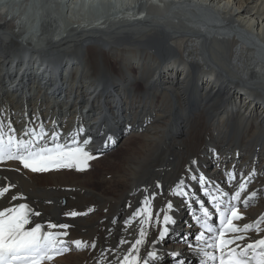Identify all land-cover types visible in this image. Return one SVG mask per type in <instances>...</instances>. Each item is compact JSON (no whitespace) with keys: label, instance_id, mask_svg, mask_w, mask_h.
I'll list each match as a JSON object with an SVG mask.
<instances>
[{"label":"bare ground","instance_id":"1","mask_svg":"<svg viewBox=\"0 0 264 264\" xmlns=\"http://www.w3.org/2000/svg\"><path fill=\"white\" fill-rule=\"evenodd\" d=\"M0 135L33 144L0 164V216L25 201L76 246L39 264H194L175 230L211 188L256 194L233 215L264 234V0H0Z\"/></svg>","mask_w":264,"mask_h":264},{"label":"rangeland","instance_id":"2","mask_svg":"<svg viewBox=\"0 0 264 264\" xmlns=\"http://www.w3.org/2000/svg\"><path fill=\"white\" fill-rule=\"evenodd\" d=\"M122 143L123 142H122V138H121L119 140L118 144L116 143L114 148H111V149L106 150L104 152H100V154H98L97 162H98V166L99 167L97 166L98 167V168L96 167L97 169L94 168L92 170L91 176L93 178L94 177H98V176H100V175H102L104 173V170L106 168V164L109 163L107 161H110V163H111V160L117 159V158H119L122 155V153H117L116 152V151H119L118 149H120V146H121ZM71 154H72L71 152L67 151L66 148H64L62 150V155L59 156L61 167H63L64 169L66 168L68 171H73V167H74V165L69 163V160L71 158ZM91 163L93 164V162H91ZM259 199L260 198L258 197V201H259ZM252 200H253L254 203H258V201L255 198H253ZM56 202L60 204L59 200H57Z\"/></svg>","mask_w":264,"mask_h":264}]
</instances>
